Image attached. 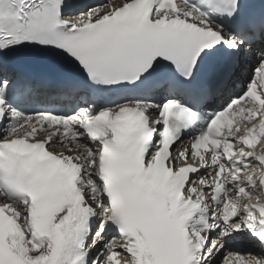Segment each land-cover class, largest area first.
Masks as SVG:
<instances>
[{"label":"snow or ice","instance_id":"obj_1","mask_svg":"<svg viewBox=\"0 0 264 264\" xmlns=\"http://www.w3.org/2000/svg\"><path fill=\"white\" fill-rule=\"evenodd\" d=\"M0 264H264V0H0Z\"/></svg>","mask_w":264,"mask_h":264}]
</instances>
